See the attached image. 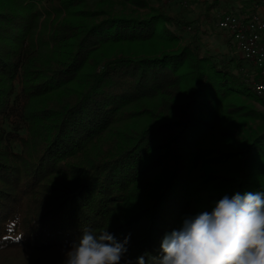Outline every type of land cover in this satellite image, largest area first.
Listing matches in <instances>:
<instances>
[{
  "label": "trees",
  "instance_id": "16d2710c",
  "mask_svg": "<svg viewBox=\"0 0 264 264\" xmlns=\"http://www.w3.org/2000/svg\"><path fill=\"white\" fill-rule=\"evenodd\" d=\"M166 1L0 0V264H63L82 227L129 238L137 264L264 191V96Z\"/></svg>",
  "mask_w": 264,
  "mask_h": 264
},
{
  "label": "clouds",
  "instance_id": "9594fccd",
  "mask_svg": "<svg viewBox=\"0 0 264 264\" xmlns=\"http://www.w3.org/2000/svg\"><path fill=\"white\" fill-rule=\"evenodd\" d=\"M128 242L82 227L63 264H121ZM137 264H264V191L225 194L210 211L185 217L159 255L146 252Z\"/></svg>",
  "mask_w": 264,
  "mask_h": 264
},
{
  "label": "rangeland",
  "instance_id": "374dc122",
  "mask_svg": "<svg viewBox=\"0 0 264 264\" xmlns=\"http://www.w3.org/2000/svg\"><path fill=\"white\" fill-rule=\"evenodd\" d=\"M98 1L99 0H88L89 5L92 8H94ZM145 1L148 2L150 8L158 7L156 0ZM212 1L213 0H191L188 5H183L178 0H172L166 1L164 6L170 15L185 20L192 28L199 26L202 29V36L206 50L211 51L218 57H225L227 60L242 58L240 54L237 53V48L228 35L216 26V15L214 12L217 11L219 14L235 13L241 16H248L256 11L255 5L258 0H220L218 7L211 11V18H208L209 16H206V10ZM117 9L120 10L121 8L118 7ZM124 11L128 14L144 16L146 13L150 12V9H137L129 6L124 9ZM212 18L215 20L213 21ZM192 32L193 31L189 30L181 32L184 42L189 40ZM242 70L240 73L245 75L246 82L248 79H252L253 66L250 63L243 60ZM253 104L259 111L264 112L263 106L257 102H253Z\"/></svg>",
  "mask_w": 264,
  "mask_h": 264
},
{
  "label": "built area",
  "instance_id": "2783aa9c",
  "mask_svg": "<svg viewBox=\"0 0 264 264\" xmlns=\"http://www.w3.org/2000/svg\"><path fill=\"white\" fill-rule=\"evenodd\" d=\"M178 1L188 5L191 0ZM255 9L249 16L220 13L216 19L217 27L232 40L237 53L253 66L252 79L247 80L253 93L264 96V0H258Z\"/></svg>",
  "mask_w": 264,
  "mask_h": 264
},
{
  "label": "crops",
  "instance_id": "0c3cea01",
  "mask_svg": "<svg viewBox=\"0 0 264 264\" xmlns=\"http://www.w3.org/2000/svg\"><path fill=\"white\" fill-rule=\"evenodd\" d=\"M214 12V11H213ZM215 13V15H216V18H217V15L219 14L217 11H215L214 12ZM249 16V15H248ZM213 19V18H212ZM215 19H213V21H214ZM216 26H217V19H216Z\"/></svg>",
  "mask_w": 264,
  "mask_h": 264
}]
</instances>
